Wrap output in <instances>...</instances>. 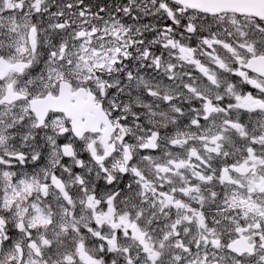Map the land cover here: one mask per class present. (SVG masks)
<instances>
[{
	"label": "snow or ice",
	"instance_id": "1",
	"mask_svg": "<svg viewBox=\"0 0 264 264\" xmlns=\"http://www.w3.org/2000/svg\"><path fill=\"white\" fill-rule=\"evenodd\" d=\"M0 264H264V0H0Z\"/></svg>",
	"mask_w": 264,
	"mask_h": 264
}]
</instances>
